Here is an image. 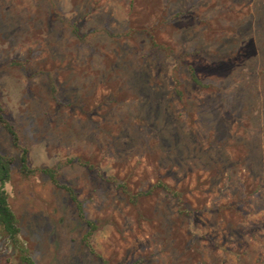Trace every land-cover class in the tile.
<instances>
[{"label": "rangeland", "instance_id": "374dc122", "mask_svg": "<svg viewBox=\"0 0 264 264\" xmlns=\"http://www.w3.org/2000/svg\"><path fill=\"white\" fill-rule=\"evenodd\" d=\"M0 105L35 264H264V0H0Z\"/></svg>", "mask_w": 264, "mask_h": 264}, {"label": "trees", "instance_id": "16d2710c", "mask_svg": "<svg viewBox=\"0 0 264 264\" xmlns=\"http://www.w3.org/2000/svg\"><path fill=\"white\" fill-rule=\"evenodd\" d=\"M0 121L3 123L5 129L8 131L10 136V141L14 146H17V135L15 131L12 129L11 125H9L3 118V108L0 105ZM12 158L7 155L0 153V234L4 237L5 242L8 247H10L17 255V258L21 264H35L33 260L27 253L26 248L22 244L19 238V227L17 225V219L10 209L7 200H6V191L5 184L9 180L10 177V169H11ZM19 163V171L22 174H27L34 169H30L27 165V157L25 148L20 149V154L18 157ZM41 173L47 175V177L57 185L55 179V169L51 167H40L37 168ZM63 188L68 193L70 199L75 203L77 210H80V204L76 199L75 193L73 190L67 186H63ZM88 232H91L95 228V224L91 221L87 222Z\"/></svg>", "mask_w": 264, "mask_h": 264}]
</instances>
